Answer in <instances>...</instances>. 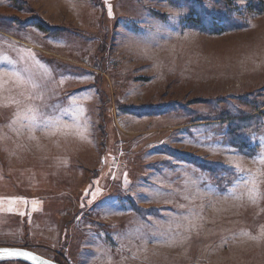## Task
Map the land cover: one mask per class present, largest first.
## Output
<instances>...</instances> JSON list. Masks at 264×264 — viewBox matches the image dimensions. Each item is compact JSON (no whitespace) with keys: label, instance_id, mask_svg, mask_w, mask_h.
Here are the masks:
<instances>
[{"label":"rangeland","instance_id":"374dc122","mask_svg":"<svg viewBox=\"0 0 264 264\" xmlns=\"http://www.w3.org/2000/svg\"><path fill=\"white\" fill-rule=\"evenodd\" d=\"M107 2L111 16L105 0H0V54L38 85L0 62V246L62 264H264V0ZM21 92L83 111L29 131ZM248 172L258 194L233 187Z\"/></svg>","mask_w":264,"mask_h":264},{"label":"snow or ice","instance_id":"6c2138e0","mask_svg":"<svg viewBox=\"0 0 264 264\" xmlns=\"http://www.w3.org/2000/svg\"><path fill=\"white\" fill-rule=\"evenodd\" d=\"M108 7V13L109 16L112 15V6L110 3L107 2ZM24 51H27L29 55L36 59L37 63L40 64L42 67H45L48 69L49 72H51L50 66L44 64L43 61H41L38 57H36V54L34 52H31V50L25 49ZM0 62H7V64L12 65V68L10 69V75L14 77L15 82H17L20 85H25L28 83H31V77L28 76L27 78L25 77L24 73L21 71L17 70L16 68V62L11 60L7 55L0 54ZM5 69L0 68V72H4ZM27 69H25V72ZM31 87L33 89H36L38 85L36 83H31ZM41 87H44V85H41ZM69 100L71 101V108H64L60 109L57 111L58 105H49L47 103H41L39 105L35 104V101H43V93L42 92H28L25 94L24 92L20 93V99L15 101V103L19 104H24L27 103L28 107L26 112L20 116L21 120L27 121V127L29 131H35L37 129L40 130H46V129H56L59 130L61 128L67 127V125L63 124V114L67 113L73 117L75 120L77 115L83 111L80 105L76 104V102L69 97ZM15 117L13 118V121L11 123H15ZM259 162L261 164H264V154H261L260 157H258ZM231 167V166H229ZM236 171L240 173H244V170L239 167V165H236ZM243 181L245 186H248L251 184V187L249 188V193L250 195L252 194H258V190L255 187V174L253 173H246L242 174L239 178V180L236 182V185L233 187H236L239 185V183ZM232 189H229L228 192L225 193V195L231 194ZM95 195L93 196V199H95ZM10 201V206L8 208L9 212L13 211L12 204L17 200V199H23V198H15V197H10L7 198ZM3 202V198H0V203ZM92 201H89L91 203ZM255 238V237H252ZM3 252L8 253L9 255L12 256H18V257H27L29 259H35L36 257L27 251L23 250H16V249H3Z\"/></svg>","mask_w":264,"mask_h":264},{"label":"water","instance_id":"95a60500","mask_svg":"<svg viewBox=\"0 0 264 264\" xmlns=\"http://www.w3.org/2000/svg\"><path fill=\"white\" fill-rule=\"evenodd\" d=\"M3 249H16V250H23L32 253L36 258L35 259H29L27 257H18V256H12L9 255L6 252H3ZM9 258H16L18 260L26 261L31 264H62L59 261L46 257L42 254H39L38 252L32 250L31 248L22 246V245H2L0 246V260L1 259H9Z\"/></svg>","mask_w":264,"mask_h":264},{"label":"trees","instance_id":"16d2710c","mask_svg":"<svg viewBox=\"0 0 264 264\" xmlns=\"http://www.w3.org/2000/svg\"><path fill=\"white\" fill-rule=\"evenodd\" d=\"M38 25H40L42 27L44 26L43 23L42 24H38ZM211 29H214V26ZM173 152L177 153L175 151H173ZM180 157H182V158H184L186 160H190L193 163H197L199 166H202L204 168L210 169L213 172L217 171V168H219V169L225 168L224 166H220V165H219L220 167H217L218 165H217L216 162L204 161V160L199 159L198 157H194V156H190V155H186V154H180Z\"/></svg>","mask_w":264,"mask_h":264}]
</instances>
